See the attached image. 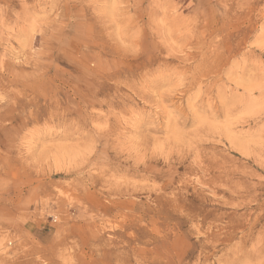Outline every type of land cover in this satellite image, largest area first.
I'll return each mask as SVG.
<instances>
[{
	"label": "rangeland",
	"instance_id": "374dc122",
	"mask_svg": "<svg viewBox=\"0 0 264 264\" xmlns=\"http://www.w3.org/2000/svg\"><path fill=\"white\" fill-rule=\"evenodd\" d=\"M0 264H264V0H0Z\"/></svg>",
	"mask_w": 264,
	"mask_h": 264
}]
</instances>
